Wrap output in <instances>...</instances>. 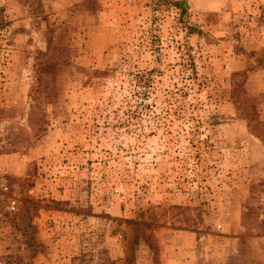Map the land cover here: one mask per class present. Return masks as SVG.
<instances>
[{
    "label": "rangeland",
    "instance_id": "1",
    "mask_svg": "<svg viewBox=\"0 0 264 264\" xmlns=\"http://www.w3.org/2000/svg\"><path fill=\"white\" fill-rule=\"evenodd\" d=\"M176 1L0 0V264H264V0Z\"/></svg>",
    "mask_w": 264,
    "mask_h": 264
},
{
    "label": "trees",
    "instance_id": "2",
    "mask_svg": "<svg viewBox=\"0 0 264 264\" xmlns=\"http://www.w3.org/2000/svg\"><path fill=\"white\" fill-rule=\"evenodd\" d=\"M176 5H178V6H181L183 9H182V12L184 13L185 11H186V4H187V2H186V0H181V1H176V3H175ZM184 6V7H183ZM3 24H4V19L3 18H1L0 19V27L1 26H3Z\"/></svg>",
    "mask_w": 264,
    "mask_h": 264
}]
</instances>
